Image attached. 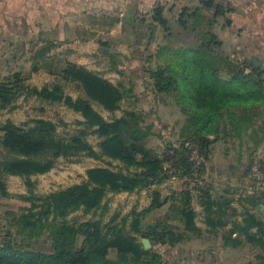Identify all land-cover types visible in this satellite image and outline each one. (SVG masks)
Returning a JSON list of instances; mask_svg holds the SVG:
<instances>
[{"label":"trees","instance_id":"16d2710c","mask_svg":"<svg viewBox=\"0 0 264 264\" xmlns=\"http://www.w3.org/2000/svg\"><path fill=\"white\" fill-rule=\"evenodd\" d=\"M168 11L157 3L150 12L148 28L151 31L161 28L167 43L173 38V28L177 36L185 38L187 46L177 48L174 53L171 47H161L158 57L172 52L170 56L177 61L166 64H176L173 67L177 72L170 66H159L151 73V80L157 93L178 94L176 100L184 121L177 140L166 143L162 153L150 145L155 136L154 125L144 113L129 110L120 118L107 121L91 105L95 102L114 112L131 89L113 85L85 67L61 58L56 50L64 43L47 31L31 32L28 28L33 21L11 18L4 22L5 30L3 26L0 28L2 40L25 38L19 46L29 45L25 53L30 74L45 72L76 83L86 95L74 100L64 94L58 83L42 88L25 85L27 78L22 70L0 76V111L12 109L14 102L24 96L61 103L82 118L76 122L77 128L64 134H59L57 125L45 119L31 120L23 127L11 122L0 126V199L10 196L5 176L20 177L27 194L17 198L28 204L20 213L7 212L6 224L0 225L1 236L3 231L0 264H160L162 256L145 251L138 237L170 248L191 236L203 238L204 230L195 222L194 198L202 208L203 223L208 229L205 233L219 236L222 247L264 248V199L250 192L244 197L238 188L241 179L251 174L253 159L264 137V120L259 127L255 126L256 116L264 113V64L239 58L219 37L222 31L234 33L233 7L229 1L198 0L192 8L188 5L181 8L172 21L164 15ZM145 17L134 21L146 25ZM99 45L102 55L110 59L109 71L120 73L114 59L119 53L109 52L107 40H100ZM89 135L100 139L97 149L87 141ZM244 138L251 144L246 149L247 156L243 160L239 155L238 165L230 164L226 188L218 193L204 179L212 146L223 142L227 154L230 140L236 139L241 144ZM81 157L108 158L123 167L117 171L88 169L86 180L79 185L45 196L34 194L32 177L51 171L58 159ZM257 170L262 176L254 177L255 182L264 184V163ZM170 177L185 178L194 185L165 199L158 190H152L150 205L141 212H131L128 230L125 219L120 227L110 222L102 225L100 220L79 223L67 220L79 210L83 214L106 211L103 201L109 193L149 189ZM234 201L246 205L242 212L237 213L231 207ZM165 205L161 217L145 222L146 215ZM236 216L241 219H231ZM41 239L49 243L47 250L34 247Z\"/></svg>","mask_w":264,"mask_h":264},{"label":"rangeland","instance_id":"374dc122","mask_svg":"<svg viewBox=\"0 0 264 264\" xmlns=\"http://www.w3.org/2000/svg\"><path fill=\"white\" fill-rule=\"evenodd\" d=\"M158 3L162 4L166 10H169L164 15L171 21L184 6L188 5L191 8L193 7V5L187 4L186 0H181L180 3H175V0H168L167 2L158 1ZM155 6L156 4L147 6L144 9L147 11V14L141 13L137 17L140 19L142 16H146V25H143L144 28L140 26V33L137 37L119 35L118 29H114L112 36L99 34L98 37L89 40V42H84L85 38L78 36L76 42H63L64 44L56 52L60 53L61 58L67 60L69 63L85 67L87 70L98 74L113 85L120 84L126 90L131 89L129 95L120 103L119 109L114 112L104 110L95 102H91V105L107 121L120 118L125 111L129 110L144 113L147 120L154 125L153 131L155 132V136L151 138L150 145L158 153H162L166 143L177 140L184 116L177 104L176 99L178 98V94L176 92H172L170 95L157 93L153 87L151 73L157 70L159 66H170L174 72H177L173 67L176 64H166L169 61H177L176 57L170 56L172 52H169L168 55L158 57L159 49L161 47H171L174 53L177 48L187 45L185 38L177 36L173 28L171 32L174 35L169 43L165 40L161 28L157 27L154 31L148 28L147 24L150 21V12ZM170 9L172 10L171 12ZM30 24L28 29L31 32L33 30H42V26L36 22H31ZM18 26L20 27V24ZM3 30H5L4 26ZM96 39L107 40L111 43L108 48L109 52L113 54L119 53L115 55L114 59L117 62V69L120 73L109 71L111 67L110 59L102 55L101 48L97 45ZM21 41H25V38L18 36L13 40H2L0 38V76L5 75L8 71L22 70L27 78L25 85L42 88L58 83L62 87L64 94L71 96L72 99L86 98L84 91L76 83L56 78L45 72L30 74L29 63L26 61L28 54L25 53L29 45L26 44L22 48L19 46V42ZM233 51L231 49L230 52ZM234 53L236 52L234 51ZM236 55L239 56V54ZM34 119L51 121L57 125L56 129L59 134L71 132L77 128L76 122L82 121L79 113L73 112L63 104L48 103L35 97L24 98V96H21L14 102L12 109L7 108L0 111V126L11 122L15 126L23 127L25 123ZM263 120L264 113L257 115L255 118V126L259 127ZM209 138L211 140L214 139L213 136ZM87 141L97 149L100 139L95 135H89ZM227 146L229 151L225 154L226 145L223 142L218 141L213 144V150L207 162L206 174L204 175L205 182L212 183L218 193H221L226 188L230 164L238 165L237 160L239 155L244 160L247 156L246 149L251 144L244 138L241 144L238 140L234 139L230 140ZM253 161L256 168H258L259 164L264 163V137L256 151ZM122 167L123 165L121 163L108 158H102L100 160L86 157H81L78 160L58 159L51 171L44 175L31 178L35 181L33 192L37 196H45L72 185H79L86 180V171L88 169L110 168L117 171ZM129 171L134 172V169L130 168ZM257 172L259 176H262L259 171ZM254 177L255 175L252 170L251 174L241 179L238 185L239 193L244 197L249 192L255 193L261 195L264 199V184L255 182ZM187 182L189 183L187 184ZM5 183L10 196L5 199H0V225L6 224L5 217L7 212L20 213L23 207L28 206V204L17 198L18 195L27 194V188L24 185L23 179L20 177L5 176ZM193 185L192 181L185 178L170 177L161 185L152 186L149 189L131 193H109L103 201V204L107 207L106 211L102 212V210H98L95 213L83 214L79 210L69 215L67 220L78 223L89 220H100L102 225L110 222V225L120 227L123 219H125V227L128 230L132 219L130 216L131 212H141L150 205L152 190H158L161 197L165 199L174 193L181 192L187 187L192 188ZM192 206L197 213L195 219L196 225L204 230V237L198 239L191 236L190 239L177 244L173 248L153 244L149 241L151 247L145 251L160 254L162 256L160 264H264V259H262L264 257V248L261 249L250 245H244L239 249L222 247L219 236L205 233L208 229L203 223L202 208L196 198L193 199ZM245 206L238 201H234L231 204V207L237 213L242 212ZM166 207L167 205L156 212L146 215L145 222L151 223L156 218L161 217ZM228 213L230 214L231 211H228ZM260 217L262 216L260 215ZM231 219L240 220L241 217L236 216L231 217ZM219 233H221V230ZM2 236L0 235V239ZM143 239L138 237L142 248ZM43 241L41 239L36 244H33L34 247L47 250L49 243Z\"/></svg>","mask_w":264,"mask_h":264},{"label":"crops","instance_id":"0c3cea01","mask_svg":"<svg viewBox=\"0 0 264 264\" xmlns=\"http://www.w3.org/2000/svg\"><path fill=\"white\" fill-rule=\"evenodd\" d=\"M158 1L168 0H0V28L8 19L26 18L61 42H76L78 36L89 42L99 34L112 36L114 29L119 35L137 37L144 26L135 18ZM227 1L233 7L234 33L222 31L219 37L239 58L264 64V0ZM186 2L195 5L198 0ZM100 40L96 39L97 45Z\"/></svg>","mask_w":264,"mask_h":264},{"label":"water","instance_id":"95a60500","mask_svg":"<svg viewBox=\"0 0 264 264\" xmlns=\"http://www.w3.org/2000/svg\"><path fill=\"white\" fill-rule=\"evenodd\" d=\"M142 244H143V249L144 250H148L150 249L151 245L148 239H143L142 240Z\"/></svg>","mask_w":264,"mask_h":264},{"label":"built area","instance_id":"2783aa9c","mask_svg":"<svg viewBox=\"0 0 264 264\" xmlns=\"http://www.w3.org/2000/svg\"><path fill=\"white\" fill-rule=\"evenodd\" d=\"M252 170H253V174L255 175V177H257V178H260V176H259V174H258V170H257V168H256V166H254L253 168H252ZM264 187V186H263Z\"/></svg>","mask_w":264,"mask_h":264}]
</instances>
